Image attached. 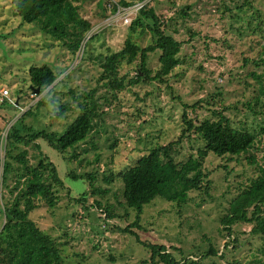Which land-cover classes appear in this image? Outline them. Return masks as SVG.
<instances>
[{
	"label": "rangeland",
	"instance_id": "1",
	"mask_svg": "<svg viewBox=\"0 0 264 264\" xmlns=\"http://www.w3.org/2000/svg\"><path fill=\"white\" fill-rule=\"evenodd\" d=\"M144 1L182 42L177 64L164 83L128 84L139 58L131 63L122 59L116 77H123L124 87L112 93L100 79L104 55L121 49L126 38L140 48L147 46L152 41L148 29L124 25L110 13L109 0H75L81 16L91 23L88 36L92 37L72 55L52 36L23 23L10 0H0V90L7 91L5 98L12 103L0 107L3 136L30 107L31 113L23 118L25 125L61 132L79 112L78 97L91 90L103 110L86 139L66 153L52 150L41 140L36 141L40 148L35 143L22 145L31 163L47 156L63 181L55 189L56 203L51 207L38 203L30 218L57 241L65 264H138L149 259L148 250L122 231L125 227L141 241L165 245L178 260L182 256L198 260L212 245L217 254L199 264H264L262 241L249 234L250 226H233L237 243L232 248L233 235L229 238L220 222L232 198L258 174V166H264L260 130L264 114L254 115L247 105L253 103L259 86L251 73L262 72L253 60L264 42V0ZM158 58V51L148 54L152 73L159 66ZM41 64L49 65L58 77L48 89L34 93L27 70ZM104 97L108 102L103 103ZM39 99L44 103L36 106ZM185 105L195 123L216 119L212 110L220 111L232 126L251 131L255 145L238 156L209 153L203 162L210 172L207 191L189 190L181 205L156 196L143 206L138 226H130L135 210L123 203L118 174L152 147L177 139ZM63 106L66 109L61 110ZM193 137L181 143V157L201 146ZM250 157L255 163L249 162ZM69 173L83 178L71 179ZM84 193V203L78 202ZM107 204L115 214L112 218H106L103 206ZM221 253L223 257H217Z\"/></svg>",
	"mask_w": 264,
	"mask_h": 264
},
{
	"label": "trees",
	"instance_id": "2",
	"mask_svg": "<svg viewBox=\"0 0 264 264\" xmlns=\"http://www.w3.org/2000/svg\"><path fill=\"white\" fill-rule=\"evenodd\" d=\"M113 1L111 13L116 9V5L126 7L134 2V0ZM10 2L23 23L52 36L72 55L79 50L83 42L85 44L86 40L92 37L88 36L91 23L81 16L75 0H10ZM138 25L148 29L152 34L151 43L140 48L126 38L121 49L104 55L101 62L100 79L112 93L124 87L123 77L120 79L116 77L118 64L122 59L126 63H131L136 57L139 58L135 75L128 80V84L154 81L164 83L166 76L177 64V54L182 42L168 31L167 25L148 3L138 9L130 28L134 30ZM154 51L159 52V66L152 73L147 65V58L148 54ZM253 63L261 67L262 72L251 73L259 81V86L257 95L253 97V103L247 105L254 115H258L264 114V42ZM27 77L30 90L39 87L41 93L53 85L58 75L49 65L41 64L30 66ZM78 98L79 112L61 132L44 128L35 129L25 125L23 118L31 113V107L10 124L5 136L2 134L3 126L0 125V150L3 149V159L0 158L2 205L0 264H65L57 241L30 218V213L38 203L43 202L50 207L56 203L55 189L62 187L63 181L59 177L56 165L47 156H42L36 163H31L27 157L28 150L22 148V145L35 143V147L40 148L36 141L41 140L52 150L63 154L84 141L94 127V120L101 117L103 110L98 100L94 98V90L84 92ZM106 102L108 98L104 97L103 103ZM6 103L9 102L4 99L0 102V107ZM43 103L44 101L39 99L36 106ZM187 107L188 105H185L181 113L183 127L176 140L152 147L133 165L118 174L123 203L127 208L135 210V221L130 226H138L137 221L143 206L156 196L181 205L185 202L189 190L207 191L210 172L204 169L203 162L209 153L216 156H238L247 153L255 145V135L251 131L232 126L229 118L220 111L212 110V114L217 116L216 119H204L195 123L187 115ZM64 109L66 106L61 107V110ZM2 117L4 119L0 114V118ZM260 130L264 135V122ZM192 135L201 146L195 153L190 152L185 157H181L180 145L183 140L192 138ZM249 162L255 163L253 157H250ZM68 177L80 179L83 175L69 173ZM84 177L93 179L92 174H85ZM92 191L95 189L93 188ZM14 192L16 195L11 198ZM21 199L22 204H20ZM84 201L85 193L78 199L80 203ZM95 203L99 208L102 206L99 201ZM83 206L87 209L86 205ZM103 207L106 218L115 216L110 205ZM220 222L221 230L226 232L229 238L233 235V238L229 239L232 248H235L237 243L233 226L236 224L250 226L249 234L259 236L262 241L260 251L264 257V166L262 164L258 166V174L229 202L228 211L221 217ZM122 231L133 235L135 240L149 252V259L141 260L138 264H157V262L199 264V260L217 254V249L209 245L208 250L198 260L186 256L178 260L165 245L141 241L129 227L123 228ZM227 246L228 243H225V248ZM217 257L222 258V253Z\"/></svg>",
	"mask_w": 264,
	"mask_h": 264
},
{
	"label": "built area",
	"instance_id": "3",
	"mask_svg": "<svg viewBox=\"0 0 264 264\" xmlns=\"http://www.w3.org/2000/svg\"><path fill=\"white\" fill-rule=\"evenodd\" d=\"M112 4H114V1L109 0V6L110 5L112 6ZM144 4H146V1H144V0H135L133 3H131L129 6H126V7L116 5V9L112 12V14L115 17H118L121 20V22L124 25H126V24L131 23L133 17H135V15H136L138 9L140 7H142ZM6 94H7V91L0 90V102L4 101V99H6L5 98Z\"/></svg>",
	"mask_w": 264,
	"mask_h": 264
},
{
	"label": "water",
	"instance_id": "4",
	"mask_svg": "<svg viewBox=\"0 0 264 264\" xmlns=\"http://www.w3.org/2000/svg\"><path fill=\"white\" fill-rule=\"evenodd\" d=\"M33 91L34 93H39V87L35 88Z\"/></svg>",
	"mask_w": 264,
	"mask_h": 264
}]
</instances>
